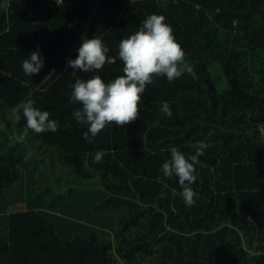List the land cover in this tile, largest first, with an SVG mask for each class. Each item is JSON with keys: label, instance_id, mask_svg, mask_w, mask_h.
Returning a JSON list of instances; mask_svg holds the SVG:
<instances>
[{"label": "trees", "instance_id": "obj_1", "mask_svg": "<svg viewBox=\"0 0 264 264\" xmlns=\"http://www.w3.org/2000/svg\"><path fill=\"white\" fill-rule=\"evenodd\" d=\"M151 14L166 17L196 79H156L139 119L88 143L87 126L73 117L82 106L70 100L75 78L67 61L77 57L82 36L98 37L117 62L78 77L123 75L118 45ZM37 49L45 67L31 78L22 62ZM211 63L227 92H218ZM28 99L59 122L57 132L37 138L57 147L78 177L98 173L107 204L128 214L111 239L91 232L63 241L36 212L12 213L7 238L0 234V264H264V135L257 128L264 123V0H167L166 8L161 0H10L8 8L0 0V127L34 134L22 114ZM165 101L171 118L160 112ZM5 112L19 114V122L12 126ZM200 141L210 147L199 157L196 203L186 207L178 178L164 179L160 169L170 148L189 156ZM97 151L106 153L100 163L93 162ZM6 155L0 149V194L25 167Z\"/></svg>", "mask_w": 264, "mask_h": 264}, {"label": "clouds", "instance_id": "obj_2", "mask_svg": "<svg viewBox=\"0 0 264 264\" xmlns=\"http://www.w3.org/2000/svg\"><path fill=\"white\" fill-rule=\"evenodd\" d=\"M161 7H167V0H161ZM77 51V57L69 59L66 67L73 69L71 76L75 78V82L69 85L72 89L70 100L82 106L73 112V117L79 124L87 126L82 138L88 143H92L108 127L123 128L139 119L145 91L156 79L166 78L171 83L185 74L196 79L194 67L187 60L183 47L177 42L164 15H148L134 34L120 41L118 59L123 64V75L109 82L98 74L87 80L77 75L78 72L99 73L106 65L116 64L117 57L108 55L109 48L102 39L82 36V44ZM44 67L45 60L40 49L30 53L22 62L24 74L31 78L39 75ZM21 84L26 85L27 81H21ZM160 112L167 118L172 117L166 101L161 105ZM22 114L26 128L34 133H55L59 130V122L50 119L48 111L34 107L31 99L22 104ZM15 119L18 123L20 115L17 114ZM156 123L159 124V121ZM257 128L264 135V123L257 124ZM209 147L203 141L197 142L195 154L189 156L172 147L169 149L171 158L160 169L164 179L178 178L180 194L186 207L196 203L197 192L193 185L198 179L197 166L201 164L199 157ZM105 154L97 151L93 162L100 163ZM157 182L163 183V180L158 177ZM160 196L164 198L165 193Z\"/></svg>", "mask_w": 264, "mask_h": 264}, {"label": "rangeland", "instance_id": "obj_3", "mask_svg": "<svg viewBox=\"0 0 264 264\" xmlns=\"http://www.w3.org/2000/svg\"><path fill=\"white\" fill-rule=\"evenodd\" d=\"M9 3L7 0L4 6L8 8ZM208 69L218 92H227L229 86L216 63L209 64ZM16 115L5 112L4 117L14 126ZM10 128L5 129L4 124L0 127V149L7 157L25 160V167L19 179L0 194V234L8 236V215L32 210L54 225L63 241L91 232L100 239L113 238L128 210L107 204L110 196L101 189L99 174L89 170L92 178L78 177L63 162L57 147L42 143L35 133Z\"/></svg>", "mask_w": 264, "mask_h": 264}, {"label": "built area", "instance_id": "obj_4", "mask_svg": "<svg viewBox=\"0 0 264 264\" xmlns=\"http://www.w3.org/2000/svg\"><path fill=\"white\" fill-rule=\"evenodd\" d=\"M7 0H3V4L6 2ZM59 4H68L70 3L72 0H56Z\"/></svg>", "mask_w": 264, "mask_h": 264}]
</instances>
